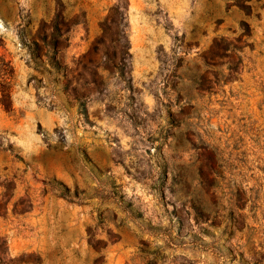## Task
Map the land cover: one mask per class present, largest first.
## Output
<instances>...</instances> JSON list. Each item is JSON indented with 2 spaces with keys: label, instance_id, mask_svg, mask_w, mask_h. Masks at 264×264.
Segmentation results:
<instances>
[{
  "label": "rangeland",
  "instance_id": "374dc122",
  "mask_svg": "<svg viewBox=\"0 0 264 264\" xmlns=\"http://www.w3.org/2000/svg\"><path fill=\"white\" fill-rule=\"evenodd\" d=\"M0 264H264V0H0Z\"/></svg>",
  "mask_w": 264,
  "mask_h": 264
}]
</instances>
